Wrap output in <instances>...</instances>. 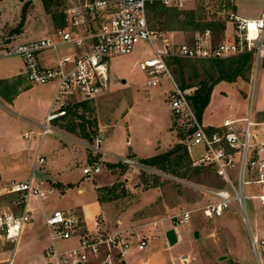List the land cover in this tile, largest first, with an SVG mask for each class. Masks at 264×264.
Here are the masks:
<instances>
[{
  "label": "rangeland",
  "instance_id": "rangeland-1",
  "mask_svg": "<svg viewBox=\"0 0 264 264\" xmlns=\"http://www.w3.org/2000/svg\"><path fill=\"white\" fill-rule=\"evenodd\" d=\"M81 1L1 0L3 22L0 25V47L53 34L67 24L70 10ZM236 3L243 14L264 8L262 0H237ZM186 11H195L197 21L201 24L225 22L226 30L214 32L216 40L220 42L231 33L236 6L235 0H195ZM208 29L211 28L162 31L172 34L173 37L169 38L175 44H181L193 41ZM70 49L61 47L58 51L61 54L74 52V49ZM163 49L162 43L155 46L142 43L132 54L110 59L108 90L91 99L73 98L65 106V114L57 119L58 124L63 118H73L76 127L74 132L60 130L58 124L57 129L64 136L48 133L42 137L39 133L43 131L47 115L53 110L56 82L31 84L25 73L26 76L18 82L19 87L17 81L3 79L22 65L21 57L13 55L0 58V160L3 167L8 165L3 172L0 168V198L3 205L10 208L18 206L20 197L7 193V189L12 182L28 179L35 166L34 163L28 166L23 156L18 158L12 155V142L8 143V139L3 136L5 133H10L20 146L36 140L33 146L26 148L33 160L39 150L42 156L49 159L50 152L62 141L63 144H76L84 153L85 160L78 164L80 170L91 165L101 167V173L93 177H87L81 171L72 174L74 181L80 182L79 186L85 188L84 194H78L77 187L66 195H62L59 190L51 194L42 209L43 221H35L33 229L21 240L17 250L16 245L0 241V264H10L11 261L13 264L43 262L45 258L49 259L45 248L51 244L59 252L76 247V239L65 241L53 237L52 240L44 213L50 215L56 209L66 211L75 205L92 203L94 185L98 184H102L97 189L103 205L100 224L107 227V232L120 231L131 240L144 237L149 241L148 248L157 249L158 243L162 241L154 253H158L157 259L165 264H264V245L260 244V240L264 239V205L260 206L257 200L247 201L251 226L257 240V249L254 251L248 228L238 210L230 209L218 219L203 215L202 208L212 200L205 190L226 186L224 180L215 173L211 176L188 175L182 178L144 164L143 158L136 159L137 166L118 165L122 162L119 156L149 157L162 151L156 150V146L164 149L169 141V149L180 142L186 143V138L181 137V132L176 130L171 108L172 93L176 84L179 87L181 84L180 69L168 65L171 77L161 75L160 82L151 86V77L140 67L141 62ZM181 61L184 81L189 85L185 90L189 96L200 87V82L208 81L210 84L212 76H219V72L211 71V61L187 58H181ZM9 99H14L15 107L9 106ZM80 103L83 104L78 106ZM69 108L72 113L66 114ZM249 112L254 122L264 120V68L260 65L256 70L254 61L251 69L236 81H220L215 85L201 124L208 127L210 124L223 123L226 119H244ZM240 125L244 127L245 123L241 122ZM27 132L32 135L29 140L25 138ZM100 148L109 152L107 159H117L106 161ZM190 156L193 161L199 160L200 148L190 147ZM109 163L115 166L111 167ZM37 174H40V166ZM58 189L64 190L65 187ZM185 210L193 213L191 224L177 227L180 243L165 245V231L175 228L174 216ZM122 224L125 229H122ZM160 225L161 233L151 234ZM158 236L160 240H151ZM147 250L130 254L127 264H142L147 259ZM182 254L189 255V261L188 258L181 261ZM54 263L55 260L49 261V264Z\"/></svg>",
  "mask_w": 264,
  "mask_h": 264
},
{
  "label": "built area",
  "instance_id": "built-area-1",
  "mask_svg": "<svg viewBox=\"0 0 264 264\" xmlns=\"http://www.w3.org/2000/svg\"><path fill=\"white\" fill-rule=\"evenodd\" d=\"M194 1L82 0L70 10L67 24L53 34L0 47V58L13 55L21 57L31 84H57L53 110L43 124L41 136L54 132L49 124L65 114V106L70 100L76 97L95 98L108 90L110 59L132 54L142 43L152 46L162 43L164 46L152 58L140 63L141 69L151 77V86L160 82L161 75L171 77L167 64V58L170 57L218 61L250 55L256 70L260 65L264 68V11L259 17L251 19L233 15L231 33L220 42L216 40L214 32L208 29L191 42L175 44L170 39L172 34L151 26L149 14L153 5L186 11ZM2 22L0 0V25ZM61 47H70L74 52L64 54L53 66L41 64V54ZM171 100L176 130L185 134L189 148L199 147L201 150V156L195 162L214 170L217 177L226 183L225 187L205 190L212 200L202 208L203 215L218 219L230 209L238 210L256 251L257 240L251 226L247 201L257 200L260 205H264V121L254 122L249 112L246 118L226 119L221 126L211 131L198 119L187 90L176 84ZM241 122L245 123L244 127L240 125ZM30 136V133L25 134L26 138ZM121 161L124 165H138L136 160L128 157ZM45 162V158L38 154L30 177L26 181L12 182L6 188L7 193L20 197L18 206L21 204L23 208L20 212L9 206L0 209V240L17 247L31 223L27 208L30 199L44 201L58 191L37 174V169ZM83 173L93 177L101 173V167L91 165ZM192 216L191 210L176 214L175 228L191 224ZM47 224L55 239H76L78 242L76 247L65 252L50 247L46 253L55 260L54 264H86L92 259H96L99 264H127L133 250L140 253L148 246L146 238L139 236L137 240H131L120 231L107 232L99 228L91 232L83 218L62 210H56L48 218ZM260 244L264 245V239L260 240Z\"/></svg>",
  "mask_w": 264,
  "mask_h": 264
},
{
  "label": "crops",
  "instance_id": "crops-1",
  "mask_svg": "<svg viewBox=\"0 0 264 264\" xmlns=\"http://www.w3.org/2000/svg\"><path fill=\"white\" fill-rule=\"evenodd\" d=\"M262 1L264 2V0H262ZM236 2H237V0H235L236 15L237 16H240V17L243 16V18H248V19L257 18L264 11V8H261V9H258L257 11H255L254 13H250V14L244 13L243 14L241 12L240 8H238V5H237ZM44 37H46V36H44ZM69 50H71L70 47H69ZM61 53L62 52L60 50L59 51L58 50H54V51H50V52L47 51V52L41 54V56H40V62H41V64L43 66H47V67L48 66H53V65L56 64L57 60L61 56L64 55V54H61ZM22 62H23V60H22ZM25 73L26 72H25L24 62H23L22 65L17 70H14L13 73H11L10 75H7V77H5L3 80H7L8 82L9 81H12L13 82V80H15V81H17V84L16 85L20 87V83H18V82H20L22 80V78L25 75ZM54 89H57V88L54 87ZM55 94H56V90H55ZM54 98H55V95H54ZM8 104H9L10 107H15V101H14V99H9ZM48 115H47V117H48ZM47 117H46V119H47ZM46 119H45V122H46ZM57 119H55L52 122H50L49 125L54 130V132H51L49 134H60V135L64 136L65 134H63L62 132H60L57 129V126L59 124V123L57 124ZM222 124L223 123L210 124L208 127H218V126H221ZM59 128H60V130H64L60 126H59ZM39 133H41V132H39ZM39 133H37V134H39ZM5 135H3V136L6 139H8V143H11L12 142L11 143V146H10V147H12L11 148V150L13 152L12 155L17 156L18 158L21 157V156L25 157V159L27 160L28 166H29V164L30 165L31 164L33 165V163L35 164L36 157L33 160L30 157V155L28 153L29 151L26 148L28 146H30V147L33 146L35 144L36 140L34 142H29L27 144H24V145L20 146L19 144L16 143L17 140H15V138L12 137L10 133H5ZM31 136L29 138H26V137L25 138L29 140V139H31ZM263 139H264V137H263ZM129 140L130 139L127 137V141L128 142H129ZM169 143H170V141L167 143V145H166V147L164 149H162L161 146H156V148H155L156 150H162V151H159V152H157V153H155V154H153L152 156H149V157L119 156L118 159L119 158H125V157L132 158L134 160H136V159H142V158L143 159H145V158H151V157H153V156H155V155H157L159 153L161 154V153H164V152L168 151V149H169L168 148L169 147ZM25 145H27V146L25 147ZM157 147H158V149H157ZM100 150L103 153V158H105L106 161H109L110 162V161H115L117 159V158L116 159H111V160L107 159V156L109 155V152L106 149H104V148H102V149L100 148ZM40 152H41V150H39V153L38 154H40ZM17 157H16L15 160L18 159ZM44 158L46 160V164H45V166L44 165L40 166V174H39V177L40 178H43V179L47 180L49 182V184L54 185L57 189H58V187L61 188L62 186H64L65 187L64 190L63 189H58L61 192L62 195L68 194L71 190H73L76 187H77L78 194H84L85 193V188L80 187L79 186L80 182H78V183L75 182L74 181V178L72 177V174H74L76 171H81L83 173V171L80 170V167L78 166V164H79L80 161H84L85 160V156H84V153L82 152V150H80L79 146H76V144H74V143L73 144L71 143L69 145V144H67V142L65 144H63V142L61 141L50 152L49 159L47 157H44ZM5 167H8V165L3 167L2 160H0V168H1L2 172L4 171V169H6ZM9 168H11V167H9ZM125 178L127 179L128 176L126 175ZM86 179H91V178H86ZM26 180L24 179L23 181H26ZM129 181H131V180L129 179ZM101 186H102V184H98L96 186L94 185V189H93V202L92 203H88L87 202V203H83L81 205L72 206L69 210H66V211L65 210H62L64 212L68 213V214H76V215L80 216L81 218H83V220L85 221V223L87 225V228L91 232H96L99 228L107 231V227L100 224L101 219H102V215H103V205H102V202L100 201L101 199L99 197V192L97 191V189H99V187H101ZM45 201L46 200L41 201V200H38L36 198H31L30 199L27 208L30 211L31 223L28 225V227L24 231V233H23V235H22V237H21V239L19 241V244H20L21 240L25 237V235L27 233H29L33 229L34 223H35V221L37 219L43 221L44 218H43V215H42L43 214L42 213V209H43V207L45 205ZM3 206L4 205H3L2 201H1V198H0V209ZM260 206H262V205H260ZM13 208L15 209L16 212H20L21 209L23 208V206L20 204L19 206H15ZM56 210H60V209H56ZM55 211H53L50 215H49V213H46V212L44 213V216H45V224L47 226H48V224H47L48 218ZM119 221H121V220H119ZM121 227H122V229H125L126 228L123 224L121 225ZM175 229H176L177 235H178V242H177V244H178L181 241V236H180L177 228H175ZM169 230L170 229H167L165 231V235H166V233ZM50 231H51V229H50ZM159 233H161V225L158 228H155V230H153L151 232V234H154V235H159ZM51 237H52V240H54L52 235H51ZM155 238H157V240H160V237L159 236L158 237H154L151 240L154 241ZM0 241H3V243L6 242L4 240H0ZM160 242L158 243L159 246H157V249H159L160 246L162 245V241H160ZM163 242L165 243V245L168 243L166 237H165V240ZM19 244L17 245L16 250H17ZM77 244H78V242H77ZM149 245L150 244H149V241H148L147 248L149 247ZM50 247L54 248V245L51 244L50 246L46 247L45 248V253H46V251ZM147 248L145 249V251L147 250ZM157 249H155L154 247H151L150 246V248H148V250H147V254H145L147 259L145 261H142V264H165V262L163 263V261H159L157 259L158 253H154L155 250H157ZM65 251H67V250H65ZM135 251L136 250H133L130 254H132ZM46 255H47V253H46ZM47 257L49 258V256H47ZM185 258H188L187 260L189 261V255H183V254H182L180 260L181 261H184ZM49 261H53V259H51V258L46 259L45 258V260L43 262H39V263H35V264H49ZM136 263L137 262H135V264ZM10 264H13V261H11ZM86 264H99V262L96 259H92L91 261H89Z\"/></svg>",
  "mask_w": 264,
  "mask_h": 264
},
{
  "label": "trees",
  "instance_id": "trees-1",
  "mask_svg": "<svg viewBox=\"0 0 264 264\" xmlns=\"http://www.w3.org/2000/svg\"><path fill=\"white\" fill-rule=\"evenodd\" d=\"M186 14V15H185ZM149 22L152 27L158 30H179V29H206L208 27L211 28L213 32H220L226 30V23L221 22V24H201V22L197 21L196 12L195 11H179L177 9H169L162 8L160 6L153 5L150 14H149ZM200 61V60H197ZM212 62L211 71L219 72V76L217 78L211 77V83L208 81L200 82V87L195 91V93L189 96V99L196 111L198 119L201 121L203 118V114L205 109L208 107L211 101V96L215 85L220 81H229L234 82L240 76H244L247 71H249L252 67V58L250 55L238 56L229 58L226 60H206ZM167 64L169 66H177L180 69L179 75L181 78L180 88L183 90L187 89L189 85H187L184 81V69L183 62L180 58H167ZM83 103L78 104V106ZM67 113H72V110L69 108ZM67 118H63L65 120ZM61 121L59 126L62 129L67 131L74 132L76 131V127L74 126L73 118H69V120ZM215 128L210 127V130L213 131ZM181 137L186 138L183 132L180 133ZM86 137H89L88 135ZM144 164L157 167L158 169L164 170L168 173H172L176 176H180L182 178H187L190 176H211L214 172L211 168H208L202 164H197L192 160L190 156V148L187 143L180 142L176 144L173 148L168 151L156 155L154 157L144 159ZM119 163L118 165H121ZM109 166H115L114 164H108Z\"/></svg>",
  "mask_w": 264,
  "mask_h": 264
},
{
  "label": "water",
  "instance_id": "water-1",
  "mask_svg": "<svg viewBox=\"0 0 264 264\" xmlns=\"http://www.w3.org/2000/svg\"><path fill=\"white\" fill-rule=\"evenodd\" d=\"M166 238L170 246H174L178 242V235L175 228L170 229L166 233Z\"/></svg>",
  "mask_w": 264,
  "mask_h": 264
}]
</instances>
